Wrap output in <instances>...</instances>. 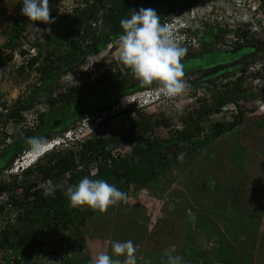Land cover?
Listing matches in <instances>:
<instances>
[{"label": "trees", "instance_id": "trees-1", "mask_svg": "<svg viewBox=\"0 0 264 264\" xmlns=\"http://www.w3.org/2000/svg\"><path fill=\"white\" fill-rule=\"evenodd\" d=\"M152 1L154 0H134L131 3V0H122L119 4H110L105 8L103 7L100 22L110 32L122 33L120 20L130 18L131 11L135 10L136 6H147ZM156 1L164 3L167 6V0ZM259 1L260 3L262 1L264 5V0ZM196 2V0H188L177 8L179 11H185V9L188 10L193 7ZM79 20L76 17L73 20V24L75 25L76 23L78 26L80 24ZM29 23L31 21L27 17L24 20L14 19L9 31L3 32L6 36V42L3 45L10 53L14 52L18 47L20 37ZM246 27L248 25L245 24L241 26V30L240 28H236L234 31L228 30L227 33L231 34V36L244 39V43L241 45L232 41L231 45L233 48L228 53L235 54L241 52L243 49L251 51L256 43L261 45V41L255 40L256 34L252 33L249 27ZM84 28H86L85 33H94L89 27ZM73 32L72 29L53 30V35L58 37L57 42L62 43L63 41V46L68 47V55H71L74 51L81 52V46L83 45L78 43L80 41L74 39ZM51 33L33 41L31 46L36 48V56L26 60V63L23 62V65H20L17 69L21 73L25 68L32 69L35 67L34 70L39 79L45 82L43 86L36 88L34 92L46 91L49 93L46 98L49 108L46 112L37 114L35 124L28 126L27 129H17L16 133L12 136V134H7L6 129H3L7 126L18 127L20 125L23 120L21 112L33 107L35 93H30L23 101H21L23 96L19 97L15 102L16 104L8 109L5 108V104H2V107L8 111L5 114L0 113V131L4 136L0 140V162L10 154H6V149H9L15 156L24 148H28L25 142L27 137L36 136L50 139L54 136L55 132H61L60 130H63L65 126H68L66 129L69 127L74 128L75 123L84 116L102 115L105 108L100 106L95 107L96 104L94 103H97V101L90 96L95 94L92 91L95 89L93 87L96 86V82L97 85L113 84L112 82H114L116 84L115 95L120 89H125L122 92L127 93L133 90L152 87L153 85L142 86L134 77L131 70L127 66H124L121 70L119 68L114 74L109 73L102 76L96 82L94 80L88 81V84L85 83L80 89L75 86L71 88L66 87L67 94H62L58 100L51 98L52 90L60 91L62 88L60 80L56 84H53L54 86H46V83L49 82L47 77L50 73L58 72L61 69L60 64L62 63L61 56L53 58L54 50L48 44L51 40ZM198 37L200 36L196 37V40L199 42L198 45H203L202 53L197 54L196 52L188 51L191 46H184L187 49V53L182 59L185 67V78L191 73L197 74V72L201 71L200 67L202 63H199V61H201L206 50L209 53L224 51L219 46L213 48V44L217 42L215 40L219 39L214 28H211L209 32H205L202 38L200 37L199 39ZM248 42L252 44L251 48H247ZM25 54V51H20L21 56H25ZM202 62L204 63L205 60ZM209 62H206L207 65H214V63L209 64ZM190 70H193V72L187 74ZM87 77L90 78L89 76ZM240 80L242 78H238L236 83H233L232 90L226 89L217 94H212L208 86L214 87L213 82H210L207 86L200 87L198 84L192 82L193 80L186 79L189 90H202L203 94L199 99H203V103L201 102L203 105L201 109H193L180 117L182 129L177 130L174 136L169 133L168 135H162V132L159 131L160 125L168 127L166 121H159L156 116L148 114L136 106H131L116 115L119 118L123 117L122 120H130L129 127L125 132L123 128H118L110 136H93L83 143L75 142L68 148L52 153L34 167L22 171L20 175H10L9 180L0 186V252L3 253L2 258L5 259V255L9 257V252H12L14 256L12 258L13 264H35L32 258L36 257L38 252H36V255L33 252L38 251L51 241L48 255L51 263L53 260L52 264L55 263L54 260L57 258L61 264H89L91 260L89 252H91L92 246L94 249L96 248L94 242L100 239V241L107 239L110 242L108 245L109 251L107 250V254L109 255H113L111 246L114 241L123 242L131 240L137 246V264H145L146 261L148 264H165V250L170 245H175L177 252L180 246L181 239L179 238L181 234H175L179 239L176 243L171 244L170 242H173L174 239H170L169 245L164 246L163 249L157 248L155 250V248L152 249L149 246V251L142 254L139 248L141 247V241L146 238V224L148 223L146 210L143 206H137L138 203L134 205L135 207L128 206L124 202L118 203L117 206H122V210L118 211L120 208L118 210L114 209L112 211L117 212L116 215L112 214V212H108L109 214L105 215L108 220L113 218L117 221V224H114L109 229V225L107 223L103 224L102 220L99 219L87 222L91 215L87 211H84V209H80L79 213H76L75 208L67 204V200L69 202V199L66 196V190L68 187L78 184L86 176L91 179L104 180L111 176L116 180L117 188L127 195L130 192H138L142 188H149L150 182L157 176L154 166L150 163L153 159L160 160L162 168L167 167L169 164L178 163L180 162L178 159L180 154H183V159L194 156L195 150L206 146L208 141H213L224 133L233 130L239 124L240 115L238 116L239 118L237 117L238 119L234 118L232 122L227 124L215 122L209 128V135L207 133L203 134L205 130L203 118L207 113L216 112L220 106L229 100L242 97L243 88L241 87ZM79 81L83 84V80L80 79ZM85 87H87V91ZM205 103L211 104V107L204 105ZM79 109L83 110L79 112ZM202 136L203 138H201ZM7 139H9L8 144L6 143ZM74 145H78V148H75ZM117 149H129V151L125 154H119ZM92 162H95L96 171L93 175H90L88 165ZM130 167L136 172L133 176L128 172V168ZM141 171H147L150 175L149 179L140 175ZM32 175H35V179L38 178L45 182L50 181L53 184L62 182V179L66 178V186L59 187L55 191L44 195V191L39 187L36 180H31ZM18 177H22L21 180H18ZM198 183L199 180H197ZM130 189L132 190L130 191ZM204 204L202 203L201 206L206 205ZM119 216L123 218V223L117 220L120 218ZM201 216L199 213L197 222L201 221ZM77 217L80 218L76 220ZM183 220L185 221V215ZM183 220L181 219L180 221ZM85 223H89V225L85 226ZM81 224L84 226L83 231L81 230ZM79 226L81 229L78 228L73 233L74 238L70 239L66 234L72 227L77 228ZM112 229H117V234H112V232L108 234ZM59 232L60 234H58ZM227 232L231 233L230 230H227ZM125 233H127L126 238L128 239L124 237ZM147 239L148 242L151 241V238L148 237ZM158 252L163 256L159 259L154 257L150 261V254ZM221 252L222 249L220 250V255L218 253V258L223 263H226L227 259ZM186 254L187 252L183 258L186 257ZM245 259L242 260L245 264H252L251 258H248L247 261ZM187 260L183 259V261ZM231 260L234 261L233 259Z\"/></svg>", "mask_w": 264, "mask_h": 264}, {"label": "rangeland", "instance_id": "rangeland-1", "mask_svg": "<svg viewBox=\"0 0 264 264\" xmlns=\"http://www.w3.org/2000/svg\"><path fill=\"white\" fill-rule=\"evenodd\" d=\"M8 1V2H7ZM6 2L2 3L3 0H0V15L8 14L11 15V18H8L7 27L0 29V113H2L3 107L2 104H5L7 108H10L14 106L16 103V99L18 97L24 96V94L27 93L28 90H33L37 88V86H43L44 80L39 79L37 73L35 72L34 68L28 69L25 68L21 73L18 72V67L20 65L19 58L16 57L13 60V56L10 54L9 50H6L4 48V43L6 42V36L3 34L5 31H9V28L12 26V21L14 19H26V16L22 15L21 9L23 7L22 0H7ZM122 0H49L50 4V14L51 17L55 19V23L51 24H45L42 22H31L27 24V27L23 34L20 37L19 45L16 48L15 51L19 53L20 51L27 49L29 46L33 44V41L36 39H39V35L41 30L45 28L42 35H48L51 33V40L49 41V47L54 50V56L53 58H57L58 56H61L62 63L60 64L61 69L58 72H54L53 74L50 73V75L47 77L49 79L48 83H46V86H52L53 84H56L58 80L61 81L60 85L66 88L70 85H75L74 78L82 76H85L83 81L84 83H87L90 80L97 79L99 74L101 73V76L107 75L109 73H116L117 70L121 67L123 68V63L120 60V48L117 44L118 36L122 33H113L110 32L105 25H103L100 22V17L103 11V7L109 6L110 4H119ZM134 0H131V3ZM188 0H167V6L164 5V3H158L156 0L152 1L149 5H141L139 8L136 6L135 11H139L140 8H152L156 11V13L161 18V23L163 24L166 21H172L173 24L177 25L179 23L183 24H189L191 23V26L194 28H200L198 29L197 33L195 35H199L201 38L205 34V32H209L211 28L215 29V33L218 34L219 39L215 40L213 45L214 47H217L218 44L225 43L226 40L231 38V34L227 33L228 30L234 31L236 28H240L241 26L246 24V21H253L248 25H252V28H255L258 30L255 31L256 36L255 40L261 41L260 44H255L254 48L250 50L243 49L241 52L231 54L224 51H214L213 53H209L207 50L204 52V56L202 57L201 61L199 63H202V67L207 65V61L209 64H217V63H223L228 60L234 59V58H241V60L244 63L249 62L250 60H256L259 57H263L264 55V5L258 2L259 0H196L197 2L195 5L188 10L185 9V11H179L178 6L181 4L186 3ZM2 4V5H1ZM4 11V13H3ZM193 13V14H191ZM193 17L194 19L190 20V17ZM78 17L80 20V24L75 23L73 24V20ZM1 17V22H2ZM4 22V20H3ZM70 24H72L70 26ZM84 27H89V29L94 32L93 34L91 32L85 33ZM175 27V26H174ZM39 28V30H36ZM42 28V29H41ZM70 28V29H69ZM248 28V27H246ZM73 30V36L76 41L79 44H83L81 46V52L74 51L71 55H68L67 52V46H63V41L57 42V36L53 35V30ZM251 33V32H250ZM208 34V33H207ZM44 35V36H45ZM211 35V34H210ZM91 36V37H90ZM87 37H90L89 39ZM200 37H198L200 39ZM66 40V39H65ZM66 42V41H65ZM199 42L193 43L191 47H189L188 51L196 52L197 54L202 53V46L198 45ZM247 48H251L252 44L248 42ZM24 48V49H23ZM211 48V47H210ZM209 48V49H210ZM37 53V51H36ZM11 56V58H10ZM201 58V56H200ZM205 60L203 63L202 61ZM211 67V66H209ZM92 69H96L93 77L88 78L86 75H80L81 72H90ZM123 71V70H122ZM192 71V70H191ZM204 68L202 71L195 73H187L190 74V78H205L209 79L213 77V74L205 73ZM208 72V71H207ZM76 73V74H75ZM58 76V77H57ZM205 76V77H203ZM93 78V79H92ZM134 80V79H133ZM183 80L185 82V76L183 77ZM197 80V79H196ZM214 80H217L215 78ZM132 81V80H131ZM212 81V80H210ZM208 81V82H210ZM113 84H106V85H97L96 87H93V95L92 96L97 103L96 106L104 107L105 109L110 108L111 105L116 104L119 97H123L124 94H122V90H118L115 98L113 99L110 93L112 91H115L116 84L112 82ZM63 84V85H62ZM186 84V88H188V84ZM203 84V85H201ZM199 85L200 87L205 86L206 81L201 82ZM84 84H82L83 87ZM54 86V85H53ZM159 86L158 83H153L152 87ZM245 85H243L244 87ZM52 88V87H51ZM185 88V91L181 94H178L176 96L166 97L164 98L159 107H149L144 110V112L154 115L158 118L160 121H166L168 124V130L167 128H163L160 132L162 134L167 130L169 131L172 136L175 135V132L177 130L182 129V125L180 123V117L184 116L186 112L192 111L194 108H201L202 107V100L199 98L202 96L203 92L202 90H190L187 91ZM50 89V88H49ZM202 89V88H201ZM85 90L87 91V87H85ZM112 90V91H110ZM189 90V89H188ZM56 90L55 92H57ZM196 91V92H195ZM54 91L52 90V93ZM91 92V93H92ZM23 93V94H22ZM39 96H48V92L44 91ZM197 98V99H195ZM117 99V100H116ZM121 98H119L120 100ZM262 101V106L264 105V99ZM202 102V103H201ZM201 103V104H200ZM229 102L228 104H230ZM92 103V105L94 106ZM210 106V105H208ZM116 106H114L115 108ZM248 109L244 110V120L241 125L237 126L233 130L224 133L222 136L214 139L213 141H208V144L198 150L194 151V156H189L186 159H183V162H178L174 164H169L167 167L162 168L160 165V160L153 159L150 163L155 168V173L157 174L156 178H153V180L150 182L149 188H142L138 192H130L127 195V204L128 206H133L137 204V206L141 205L146 210V216L148 218L147 231L146 238L141 241V251L144 249V253L149 251V246L152 247V249L157 248L163 249L164 246L169 245V240L174 239L173 242H170L171 244L176 243L178 241V237L175 236L179 234H191V232H195L196 228L198 229V222H196V217L198 216V211L201 212L205 209L204 206H199L202 203H205V206H209L211 204L217 203L218 205L222 204L223 201H239L241 205H245V203L250 204L252 203L254 206L262 207L261 209H256L259 207H253L250 209L254 213H259L260 211L264 212V202L262 204L257 203L258 198L253 194V188H250L248 186L238 187V184H235L233 186V183L235 182V176L234 172L237 171L236 169H241L245 173V181L251 182L253 175L252 173L255 172L254 164L250 163L257 157L252 155V151L255 152V154H259L260 152L257 151L258 148L255 149L254 146H257L255 142L259 145L256 135V130L254 128V123L252 120L253 117H255L258 120V116H261L264 114V107L262 109H257V116L252 115V113L256 111L251 110V105L246 106ZM94 108V107H93ZM45 107L43 105L39 107L36 106L35 110L33 112L27 113L26 117H24L23 120L27 118V116L31 115L32 118L34 117V114L37 112H41V110H44ZM80 110L83 109H79ZM115 110V109H114ZM196 110V109H195ZM118 111V112H117ZM114 115L109 116L105 122L104 125L96 128L95 122L93 119L90 120V122H84L81 127L83 129V133L86 135L92 136H110V134L118 128H123L124 132L128 129L130 120L117 117L116 115L121 112V109L119 108ZM211 113V112H210ZM209 113V114H210ZM207 114V117L204 119V128L208 129L207 134L209 135V128L213 126V124L216 121H223L227 122V120L230 119V111L226 110L221 114V116L218 115H209ZM31 118V119H32ZM30 119V120H31ZM95 119V118H94ZM254 119V118H253ZM79 124H81V121H79ZM24 125V124H23ZM74 125V124H72ZM69 125V126H72ZM260 125H263L261 123ZM18 126V125H17ZM77 122L75 123V127L73 129L78 128ZM68 127V126H67ZM66 126L63 130H60L61 132H55L53 137L59 136L63 131H66L68 129ZM161 127V126H160ZM164 127V126H163ZM23 129L22 123L18 127L13 126H7L3 130L6 129L7 134H15L17 129ZM80 128V129H81ZM1 130V128H0ZM165 130V131H164ZM78 131V130H77ZM76 131V132H77ZM166 131V132H167ZM262 136H264V132L261 133ZM90 136H86V139ZM3 133L0 131V140L3 138ZM74 137L72 136V139ZM75 139V138H74ZM78 148V146H76ZM243 150L245 151L246 160L244 159ZM119 154H125L128 153L129 149L123 150V149H117ZM6 154L10 153L8 157L3 158L2 162H0V186H2L5 182L9 180V170L14 169L15 166H20L22 163L26 161L25 154L27 153V148H24L21 152L17 153V155H13L9 149L5 150ZM242 158H241V157ZM250 157V158H249ZM171 160V158H170ZM244 161L246 163H244ZM250 161V162H249ZM249 162V165L246 164ZM11 163V164H10ZM225 163V164H223ZM9 164V165H7ZM258 165H260L264 170V161L263 159H258ZM96 165L95 162L89 163L88 169L90 172V175H93L96 171L95 169ZM232 170V175L229 176L230 172ZM226 173L225 181L227 182L224 187L220 186V190L217 188V183L215 182V179H220L216 177L218 174L217 172ZM129 174L131 176L135 175V170L130 167L128 168ZM214 174L215 176H213ZM140 175L147 177L149 179L150 175L148 172L141 171ZM223 175V174H221ZM18 180H21L22 177H18ZM11 179V178H10ZM31 180H36L40 188L44 191V195L51 193L52 191H55L57 188L66 186V178L62 179V182L53 184L52 182H42V180L36 178L35 175H32ZM109 184L115 185L117 187L116 180L109 176L105 179ZM197 180H199V183L197 184ZM211 181L213 183H211ZM230 181L231 185H228V182ZM234 181V182H233ZM219 186V184H218ZM213 188V189H212ZM217 189V190H216ZM132 189H130L131 191ZM235 190H238V195L241 196V199H239V196L236 195L235 198ZM205 191V194H204ZM260 191L263 192L262 195H264V186L260 187ZM180 195H183L181 197H185V195L189 196L191 200H193V211H191L190 214H187V218L192 219L191 224L187 220L185 215V220L187 221L188 225H184V214L185 211L175 204V201H178V197ZM233 195V197H232ZM229 197V199H227ZM232 197V198H231ZM243 197V198H242ZM236 200H235V199ZM212 200V202H211ZM67 204H69L67 200ZM239 205V203H237ZM59 205V204H57ZM110 206L106 212H101L93 210L87 206H84L82 208H75L76 213H79L80 209H84V211H87L90 213L91 217L87 220L93 221L96 219L102 220L103 224L107 223L109 225V229L112 228L114 224H117V221L115 219L108 220L105 215L112 212V214H117V212L112 211L114 209H119L118 211L122 210V206L118 207L115 205L114 207ZM245 209L246 206H243ZM259 211V212H257ZM109 212V213H108ZM43 217V215H41ZM113 216V215H112ZM118 216V215H117ZM117 220L120 223H123V218L119 216ZM80 217H77L76 220H78ZM183 220L182 221L180 220ZM186 223V222H185ZM241 224V221H238L235 226H229V230L232 228H236L237 226L239 228ZM264 224V222H263ZM82 225V224H81ZM85 226L89 225V223H85ZM244 227V223L242 224ZM41 227V226H40ZM193 227L192 231H189V228ZM249 227L248 225L246 228ZM251 227V226H250ZM260 227L259 224H254L253 228L254 230H258ZM44 229L43 227H41ZM81 229V227L77 228H71L70 231L66 234L70 239L74 238L73 233L77 230ZM84 226L82 225V231ZM208 229V228H206ZM80 230V231H81ZM200 231V230H199ZM117 234V229H112V231L108 232V234ZM256 232V231H255ZM60 234V232L58 233ZM107 234V235H108ZM125 238L127 237V233L124 234ZM238 235V234H237ZM186 236V235H185ZM192 236V235H190ZM151 238V241H147V238ZM247 235H244V238L241 237V239H245ZM53 238V237H52ZM187 238V237H186ZM105 240V239H104ZM107 240V239H106ZM186 240V241H185ZM180 241V246L176 252L178 255L184 256V254L187 252L186 257L183 258L184 260L188 259L187 261H184V264H212L210 263L212 259H208L205 261V259L198 260V262L193 259L192 255H189L188 252L193 253L194 247L191 244L192 240L189 242V239H185ZM262 240V239H261ZM259 241L260 245V254L261 261L264 260V253H262V249L264 251V242ZM47 243L45 246L40 248L38 251H34L33 254L37 256L33 257L32 260H34L35 264H52L51 261H49V250H50V243ZM262 246V248H261ZM197 250V249H196ZM222 252L226 253V255L230 256L231 251L225 249L222 247ZM221 252V253H222ZM2 254L0 252V258H2ZM9 257L5 255V259H12L14 256L12 255V252H9ZM150 261L154 257L157 259L161 258L163 256L161 253H152L150 254ZM142 257V256H141ZM195 257V256H194ZM197 258V257H196ZM206 258V257H204ZM3 259V258H2ZM203 260V262H202ZM211 260V261H209ZM205 261V262H204ZM54 264H61V262L57 259L54 260ZM202 262V263H201Z\"/></svg>", "mask_w": 264, "mask_h": 264}, {"label": "clouds", "instance_id": "clouds-1", "mask_svg": "<svg viewBox=\"0 0 264 264\" xmlns=\"http://www.w3.org/2000/svg\"><path fill=\"white\" fill-rule=\"evenodd\" d=\"M22 2H23V7L21 9L22 15L26 16L31 22H42L45 24L55 23V19L52 18L50 14L49 0H22ZM258 2L260 3V1ZM192 19L194 18L191 16L190 20ZM250 22L251 24L253 23V21ZM250 22L246 21L245 23L246 25H248ZM251 24L248 25L249 29L251 30L252 33H256L255 31H257L258 28L257 29L252 28ZM120 26L123 32L118 36L117 44L121 50L120 60L124 64L123 67L127 66L131 70L134 77L140 82L142 86L145 87L151 86L154 82L158 83L159 86L147 87L142 90H133L127 93L122 92L124 96L119 97L121 99L119 100L118 98L116 104H113L110 106V108L105 109L102 115L84 116L82 119L79 120L81 121V124H79V121L77 122V124L79 125L77 129L76 128L73 129L70 127L68 130L63 131L59 136H55L50 139H46L43 137H36V136L27 137L25 141L26 144L28 145L27 153L25 154L26 161L22 163L20 166L17 165L15 166L14 169L9 170V176L20 175L22 171L34 167L37 163H39L40 161H42L52 153L57 152L61 149L68 148L71 144L75 142L83 143L85 140L90 139L91 134L90 135L84 134L83 129L81 128L83 127L82 124L84 122L88 123L90 122L91 119H93V121L95 122L94 124L96 125L95 129H98V127L104 125L105 120L109 116L111 117V115L117 113L118 112L117 110L119 108L121 109L122 112L131 106H136L137 108L142 110H145L149 107H159L161 101L167 96L168 97L176 96L185 91L186 88L185 83L188 84V82H186V79L190 81L193 80L192 82L198 85H200L201 82L204 83V81H206L205 84L206 86L210 82H213L214 87L208 86L212 94H217L226 89L232 90L233 83H236L238 78H236L235 80L230 79L229 73L234 68L239 67L240 65H243V67L246 68V66H248L249 64L255 61H260L263 58L260 57L259 59L256 60H250L247 63H244L241 60V58H234L223 63H217L216 65L214 64L211 67H209L208 65L209 68L212 67L214 68L213 77L209 79H205V78L194 79V78H190V76L187 75V78H185V82H184L183 77L185 76V67L184 64L182 63V59L183 57H185L187 53V49H185L184 46H192L194 42L197 43L196 37L198 35H195V33H197L198 29L200 28H196V27L194 28L193 26H191V23L189 24L179 23L175 25L173 24L172 21H166L162 24L160 16L156 13L154 9L143 8V7L140 8L139 11L132 10L130 18L121 19ZM36 30H39V28H37ZM44 30L45 28H43V30L40 32L38 38H41L42 36L45 35V34L42 35ZM90 37L87 38L89 39ZM232 37L233 36H231V38L226 40L225 43H227L229 40H232ZM22 51L26 52L25 56H21L20 52L17 53V51L10 53L13 56V60L15 59V54L18 56L20 65H23L25 59L28 60L31 57L36 56L35 47L29 46L27 49L25 48ZM226 52L228 53L230 51L227 50ZM201 68L202 69L204 68L206 70L205 66ZM95 72L96 69H92L90 72H87V74H85V72H81L80 75H86V77L87 76L91 77L92 75L93 77L94 74L91 73H95ZM190 72H193V70L192 71L190 70L188 73ZM100 75L101 73L99 74L97 79L92 78L94 82H96L99 78L102 77V76L100 77ZM84 77L85 76H82L80 78L78 75L77 78H74L75 85H70L68 86V88L74 86L79 89L82 88V82H80L79 80L80 79L83 80ZM215 78H217V80H214ZM219 79L221 80L227 79V81L223 83L220 82L221 87L217 89L216 83L218 82ZM240 81H241V87L243 88L242 97H237L234 100L231 99L228 102L224 103L222 106H220L216 112H211L210 114L209 113L207 114L209 115L214 114L221 116V114H223L224 112L223 111L224 107H227L231 103H235L237 105L238 102H241L239 103L240 105L238 112L236 114L230 115V119L227 120L226 123L223 121H216V122L227 124L229 122H232L234 118L238 119L240 117L239 118L240 122L239 124H237V126H239L242 124L245 118L243 109L247 110L248 108L246 106L249 107V105H251V110L256 111L252 113V115L254 116H257L256 114L257 109H262L264 107V105L263 106L261 105L262 104L261 100L264 99V89L260 97H255L254 95H249V97H247L246 86L243 87L244 85L243 79ZM83 84H85L84 81ZM95 85L97 86V82L95 83ZM38 87L40 86L38 85L37 88ZM35 89L28 90L27 93L24 94L21 101L25 100L30 93L32 94L35 91ZM65 89L66 88L63 85L60 91L57 92L54 91L50 95L51 98L58 100L62 94H67ZM123 90L125 89H122V91ZM186 90L190 91L188 90V88H186ZM40 94L43 95L42 92L34 94L35 101L31 109L24 110L21 112L23 119L24 117H26L27 113L33 112L36 106L39 107V109L41 105L45 107V109L41 110V112H46L48 110L49 106L48 103L46 102L47 97L39 96ZM110 95L114 99L115 91H112ZM18 99L19 97L15 101H17ZM229 102L231 103L228 104ZM204 105H210L209 107H211V104L208 103H205ZM114 106L116 107L114 108ZM201 108H194V110L195 109L199 110ZM3 110L4 111L2 113L4 114L8 111V110L6 111L4 108ZM41 112H37L36 114H34V116L37 117V114ZM28 117L29 116H27V118ZM206 117L207 115H205L203 119H205ZM27 118L25 120H22L21 122L23 129H27L24 128L25 127L24 125L28 121ZM35 120H37V118H35ZM160 126L161 127H159V131L165 128V126L163 127V125ZM166 128L168 130V127ZM207 130L208 129H205L203 134L207 133ZM166 131L162 135L165 134L168 135V133H170L169 131L167 132ZM72 136L75 139L74 138L72 139ZM86 136H90V137L86 139ZM201 138H203V136ZM6 143L7 144L9 143V139L6 140ZM76 146L78 145H74L75 148ZM29 156L31 157L28 158ZM178 159L181 162H183V154H180ZM42 182L44 183L45 181ZM46 182L49 183L50 181H46ZM66 196L68 197L70 202L69 206L72 208H82L84 206H87L101 213L106 212L110 206L117 205L120 202L127 203V194L119 190L115 185L109 184L104 179H91L87 176L82 178L78 182V184L68 187L66 190ZM111 247H112L113 255L100 253L97 256H94L90 260L89 264H137V256H136L137 246L134 245L133 241L131 240H127L123 242L114 241ZM164 256H165V264H184L183 257L176 254L175 245H170L165 250ZM121 257H123V259H121ZM145 264H148V262L146 261Z\"/></svg>", "mask_w": 264, "mask_h": 264}, {"label": "crops", "instance_id": "crops-1", "mask_svg": "<svg viewBox=\"0 0 264 264\" xmlns=\"http://www.w3.org/2000/svg\"><path fill=\"white\" fill-rule=\"evenodd\" d=\"M7 0H3L2 3L6 2ZM8 2V1H7ZM2 5V4H1ZM4 13V11H3ZM1 17L2 22H1ZM8 18H11V15L8 14H3L0 15V29L3 30L2 28H6L7 27V22ZM258 120L253 117L252 121L254 123V128H255V132H256V136L259 145L255 142V144L257 146H254L255 149H257L258 152H260L259 154H255L254 151H252V155L257 156L251 163L254 164V169L255 172L252 173L253 175L251 176L252 180L249 183L248 181H245V173L242 171L241 169H236L237 171L234 172L235 176V182L233 183V186L235 184H238V187H243L244 186H248L250 188H253L254 192L252 195L256 196L258 199L257 203L262 204L264 202V195L263 192L260 191V187L264 186V170L263 168L258 165V159H263L264 161V136L261 135V133L264 132V114L263 116H258ZM261 123H263V125H260ZM244 156V159L246 158L245 155V151L243 150L242 153ZM241 157V156H240ZM242 158V157H241ZM250 158V157H249ZM246 160V159H245ZM250 162V161H249ZM249 162L246 164L247 166L249 165ZM244 163H246L244 161ZM225 164V163H223ZM217 176L220 179H215V182L217 183V189L220 190V186H223L227 183L224 179L226 177V173L224 171V173L222 172H217ZM223 174V175H221ZM213 176H215L214 174H212ZM232 175V170L229 174V176ZM211 183H213L211 181ZM219 184V186H218ZM232 184V183H231ZM230 181L228 182V185H231ZM213 189V188H212ZM216 189V190H217ZM236 194H235V198L236 195H238V190H235ZM205 194V191H204ZM183 195H180L178 197V201H175V204H177L178 206H180L183 211H185L186 218H187V214H190L191 211L194 210L193 206V200H191L190 195L187 196L185 195V197H181ZM239 196V199H241V196ZM233 197V195H232ZM231 197V198H232ZM234 198V199H235ZM243 198V197H242ZM229 199V197L227 198ZM236 200V199H235ZM212 202V200H211ZM239 203V205L237 204ZM202 204H200L199 206H201ZM243 206H246L247 208L245 209ZM205 209L202 210L201 212L198 211V214L200 213L201 216V221H199L198 225L199 228H196L195 232H191V234H181V237L179 239L181 240H185V239H189V242L192 240V245L194 247L193 253L188 252L189 255L193 256V259H195L196 262H198V260L201 259H212L209 260L211 261L210 263L212 264H245L242 260L244 258L245 261L248 260V258H251L252 260V264H264V260L261 261V257L259 256L260 254V245H259V241H263L264 242V212L262 211H257L259 213H254L252 212L250 209H252L253 207H259V206H254L252 203L247 204L245 203V205H241L239 201H223L222 204L218 205L217 203L215 204H211L209 206H204ZM262 207L256 208V209H261ZM198 217V216H197ZM196 217V222L198 221ZM187 220L190 222L192 221V219L187 218ZM241 221V224L237 229L232 228L230 231L231 233H228L227 230H229V226H235V224ZM186 222V223H185ZM183 223V221H182ZM244 223V227L242 226V224ZM184 225H188L187 221L185 220ZM191 224V222H190ZM254 224H259L260 227L258 230H254L253 225ZM249 226L246 228V226ZM251 226V227H250ZM208 228V229H206ZM193 227L189 228V231H192ZM200 230V231H199ZM194 231V230H193ZM256 231V232H255ZM149 234V233H146ZM238 234V235H237ZM186 235V236H185ZM192 235V236H190ZM244 235L247 237L245 239H241L244 238ZM187 237V238H186ZM128 239V238H126ZM101 240V239H100ZM95 241L94 242V246L96 247L95 249L91 248V252H89L90 258L92 259L94 256H97L100 253H106L107 254V250H108V245H109V240H104L102 239V241ZM186 241V240H185ZM222 247H224L225 249L228 248V250L231 251V255L228 256L226 255V253H221L224 254L225 258L227 259L226 263L222 262V260H219V256L218 253L220 255V250L222 249ZM262 248V246H261ZM97 249V250H96ZM141 249V247L139 248ZM197 249V250H196ZM259 250V251H258ZM109 251V250H108ZM144 249H142L141 253H144ZM219 251V252H218ZM262 253H264L263 249H262ZM195 256V257H194ZM197 257V258H196ZM206 257V258H204ZM222 257V256H221ZM230 257V259H229ZM201 258V259H198ZM231 259H233L234 261H232ZM202 260V262H203ZM204 261V262H205ZM201 262V263H202Z\"/></svg>", "mask_w": 264, "mask_h": 264}, {"label": "built area", "instance_id": "built-area-1", "mask_svg": "<svg viewBox=\"0 0 264 264\" xmlns=\"http://www.w3.org/2000/svg\"><path fill=\"white\" fill-rule=\"evenodd\" d=\"M236 42L238 44H243L244 43V39L243 38H237V37H232V40H229L227 43L224 44H219L218 46L221 48V50H228L231 51L232 50V45L231 43ZM217 46V47H218ZM18 57L15 54V58ZM22 59V58H21ZM24 63H26V59L24 60ZM243 65H240L239 67L234 68L230 73V79L235 80L236 78H242L244 85L246 86V95L247 97H249V95H254L255 97H260L261 94L263 93V89H264V56L260 61H255L251 64H249L248 66H246V68H244ZM227 79H219L218 82L216 83V88L219 89L221 87L220 82H226ZM237 103V102H236ZM239 103L236 105L235 103H231L230 105H228L227 107L223 108V111L225 110H229L230 114H236L239 110ZM32 118L31 115H29V117L27 118V122L24 125V128H27L28 126H32L34 124V120L36 118V116H34L32 118V120H30ZM0 264H13L12 263V259H2L0 258Z\"/></svg>", "mask_w": 264, "mask_h": 264}, {"label": "flooded vegetation", "instance_id": "flooded-vegetation-1", "mask_svg": "<svg viewBox=\"0 0 264 264\" xmlns=\"http://www.w3.org/2000/svg\"><path fill=\"white\" fill-rule=\"evenodd\" d=\"M201 67H202V66H201ZM201 67H200V69H202ZM205 68H206V70L208 71V72L205 71V73L213 74V70H214L213 67H212V68H209L208 65H206Z\"/></svg>", "mask_w": 264, "mask_h": 264}, {"label": "bare ground", "instance_id": "bare-ground-1", "mask_svg": "<svg viewBox=\"0 0 264 264\" xmlns=\"http://www.w3.org/2000/svg\"><path fill=\"white\" fill-rule=\"evenodd\" d=\"M31 156H29L28 158H30Z\"/></svg>", "mask_w": 264, "mask_h": 264}]
</instances>
